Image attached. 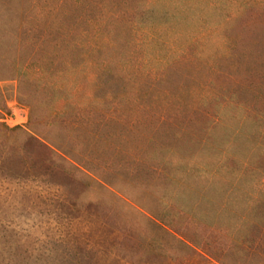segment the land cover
I'll return each instance as SVG.
<instances>
[{
  "label": "rangeland",
  "instance_id": "obj_1",
  "mask_svg": "<svg viewBox=\"0 0 264 264\" xmlns=\"http://www.w3.org/2000/svg\"><path fill=\"white\" fill-rule=\"evenodd\" d=\"M0 264H264V0H0Z\"/></svg>",
  "mask_w": 264,
  "mask_h": 264
}]
</instances>
